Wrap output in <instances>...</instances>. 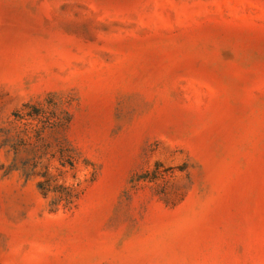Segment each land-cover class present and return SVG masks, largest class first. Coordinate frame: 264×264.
<instances>
[{
  "label": "rangeland",
  "instance_id": "rangeland-1",
  "mask_svg": "<svg viewBox=\"0 0 264 264\" xmlns=\"http://www.w3.org/2000/svg\"><path fill=\"white\" fill-rule=\"evenodd\" d=\"M0 264H264V0H0Z\"/></svg>",
  "mask_w": 264,
  "mask_h": 264
}]
</instances>
